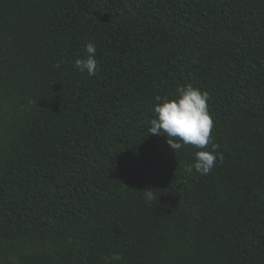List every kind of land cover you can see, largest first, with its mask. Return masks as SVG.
Instances as JSON below:
<instances>
[{"label": "trees", "instance_id": "trees-1", "mask_svg": "<svg viewBox=\"0 0 264 264\" xmlns=\"http://www.w3.org/2000/svg\"><path fill=\"white\" fill-rule=\"evenodd\" d=\"M189 85L207 175L148 132ZM0 264H264V0H0Z\"/></svg>", "mask_w": 264, "mask_h": 264}, {"label": "clouds", "instance_id": "clouds-1", "mask_svg": "<svg viewBox=\"0 0 264 264\" xmlns=\"http://www.w3.org/2000/svg\"><path fill=\"white\" fill-rule=\"evenodd\" d=\"M86 58H77L73 67L80 73L89 76L96 74L97 61L95 58L96 46L88 43L84 49ZM54 67L59 68L56 64ZM157 103L154 108V118L150 121L149 133L164 136L171 150H179L184 145H192L197 149H205L210 143L211 151L200 150L195 153L194 163L186 168L191 172L193 169L201 175H207L215 165L217 145L211 141L213 121L208 112L207 94L192 86L178 87L176 95L155 98ZM144 198L152 201V190H143Z\"/></svg>", "mask_w": 264, "mask_h": 264}]
</instances>
